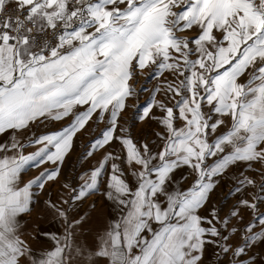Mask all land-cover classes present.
Instances as JSON below:
<instances>
[{"label": "snow or ice", "instance_id": "6c2138e0", "mask_svg": "<svg viewBox=\"0 0 264 264\" xmlns=\"http://www.w3.org/2000/svg\"><path fill=\"white\" fill-rule=\"evenodd\" d=\"M145 72L158 83L138 119L156 122L153 139L120 123ZM90 122L105 127L82 158H100L77 186L63 183L44 201L62 232L45 231L54 245L36 253L20 220L39 203L37 190L59 179ZM5 136L0 264H205L209 249L215 264H264L252 252L264 244V0H0ZM184 168L188 187L179 183L187 176L177 179ZM233 169L225 200L237 199L224 211L211 198ZM102 187L119 215L81 242L89 214L78 206Z\"/></svg>", "mask_w": 264, "mask_h": 264}, {"label": "crops", "instance_id": "0c3cea01", "mask_svg": "<svg viewBox=\"0 0 264 264\" xmlns=\"http://www.w3.org/2000/svg\"><path fill=\"white\" fill-rule=\"evenodd\" d=\"M136 98H138V96H136L135 99ZM142 110L143 109L141 108L139 109L140 113L142 112ZM128 114L129 117L132 116V118L130 119V125H132L133 122H138L136 121V119L139 120V115L136 116V112L134 117L133 112L130 111ZM67 123H69V120L51 122L46 125H34L33 131L37 132V134H40L49 130H58L62 126H65ZM138 123L141 124L143 122L139 121ZM104 127V123L90 122L83 130H81L76 135V137L74 138V147L62 167V172L59 179L54 183L47 184L43 192L37 190L39 203L35 205L34 210L31 213L22 216L20 223L22 226L23 234L26 238H28L31 247L36 253H42L43 251L50 249L54 245V241L43 235L45 231L52 233L62 232L61 222L58 218H55L54 212L47 208V206L44 204V201L49 198V194L51 195L52 200H56L58 194H60L61 192V185L63 183H70L74 187L80 183L79 176L81 172L88 169L91 165H94L96 160L99 159L101 155L100 152H97L93 157L85 160L82 158L83 154H85L87 149L90 147V142L100 135V132ZM156 128H159L158 125H156ZM4 139H7V137H0V140ZM33 150L34 148L31 146L26 149V151L29 152ZM45 167H51V165L45 164L38 168H30L26 173H24V180L27 181L28 179H31L34 176L38 175L41 171L44 170ZM238 171L239 170L237 169H233L232 176L222 179L221 184L212 194V205H215L217 208L223 206V210L227 211L228 207H230L231 204L236 201L237 198L232 196L227 197V199L225 200V193L230 187H232L233 177L238 174ZM248 174L255 176L254 172H250ZM181 175L187 176V179L180 180L179 183L183 187L190 186L192 176L189 175V170L187 168L179 170L177 172L178 180ZM103 190L104 189L102 187L101 193L93 194L78 206V215H83L85 213L89 214L88 221L83 228V236L81 238V242H87L89 244L92 243L93 239L96 236V233L102 230L105 224L111 222L119 215V211L116 206L105 199L102 195ZM248 191L251 192L252 189L249 188ZM65 198H67L66 195ZM92 204H95L94 208L92 207ZM261 209L264 210V205L261 206ZM242 215L244 217L243 223H247L251 219V214L247 210H242ZM232 223L236 224L238 227H243V223L239 221L234 220ZM242 236V232L237 233L234 236L232 242L234 244L239 243V241L242 239ZM252 252L258 257L264 255V244L257 242L255 248L252 249ZM228 259V257L222 258L224 264H227ZM215 261L216 257L214 255V250L209 249V252L205 257V264H215ZM100 264H104V261L101 260Z\"/></svg>", "mask_w": 264, "mask_h": 264}, {"label": "rangeland", "instance_id": "374dc122", "mask_svg": "<svg viewBox=\"0 0 264 264\" xmlns=\"http://www.w3.org/2000/svg\"><path fill=\"white\" fill-rule=\"evenodd\" d=\"M147 72H145L144 75H138L135 80V87L137 88V96L138 98L135 99V97L130 98L128 100V107L127 110L123 113V119L120 121L121 125L128 130V132L131 133V135L135 138H144L148 137L149 139H153V133L155 131H158L159 128H156V122L155 121H142L143 123L139 124L138 122L140 120H137L138 122H133L132 125H130V119L132 116L129 117V112H133V117L136 112V116L140 114L139 109H143L150 100V93L152 92V89L156 86L158 81L150 76L147 75ZM135 120V119H134ZM133 120V121H134ZM144 124V125H143ZM151 136H148V135ZM114 148H116V145H113Z\"/></svg>", "mask_w": 264, "mask_h": 264}, {"label": "bare ground", "instance_id": "6f19581e", "mask_svg": "<svg viewBox=\"0 0 264 264\" xmlns=\"http://www.w3.org/2000/svg\"><path fill=\"white\" fill-rule=\"evenodd\" d=\"M259 254V253H258Z\"/></svg>", "mask_w": 264, "mask_h": 264}]
</instances>
